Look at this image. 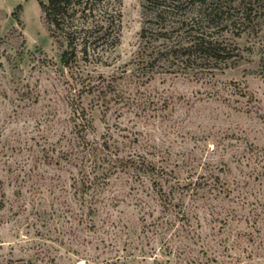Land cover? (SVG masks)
Returning <instances> with one entry per match:
<instances>
[{
  "label": "rangeland",
  "instance_id": "374dc122",
  "mask_svg": "<svg viewBox=\"0 0 264 264\" xmlns=\"http://www.w3.org/2000/svg\"><path fill=\"white\" fill-rule=\"evenodd\" d=\"M47 1L0 0V264H264V15L227 62L144 65L147 1L109 0L89 85Z\"/></svg>",
  "mask_w": 264,
  "mask_h": 264
},
{
  "label": "trees",
  "instance_id": "16d2710c",
  "mask_svg": "<svg viewBox=\"0 0 264 264\" xmlns=\"http://www.w3.org/2000/svg\"><path fill=\"white\" fill-rule=\"evenodd\" d=\"M109 0H48L42 2L46 20L52 26L54 33L63 36L67 43L61 55L64 67L74 68L77 78L90 80L85 70L79 65L83 60L86 65L104 63V56L118 46V37L108 40L107 35L97 36L100 32L96 22L98 12L109 15ZM146 11L152 13V19L146 24L156 25L158 30L147 26L142 29L141 38L151 39L147 35H156L163 39L160 49L147 43L141 64L152 65L153 62H169L171 66L182 65L191 68L194 65L209 66L210 63H224L235 57V48L219 40L225 33L239 37L244 32L254 30L264 15V0H146ZM110 17H112L110 15ZM115 20V19H114ZM115 21H112L113 24ZM110 23V26L112 25ZM103 27V26H101ZM113 27V25H112ZM154 33V34H153ZM103 41V42H102ZM108 45L101 54L98 46ZM82 46V48H80ZM103 51V50H102ZM82 54V56L80 55ZM73 66V67H72ZM88 85V86H89ZM82 121V130L88 124L84 109L76 111ZM99 160L98 154L94 155ZM135 161L133 157L129 158ZM142 160V161H141ZM141 161V162H140ZM116 164L127 165L128 161L117 158ZM141 166L138 165L139 163ZM144 158L135 161V168L148 167L144 172L155 169L153 164Z\"/></svg>",
  "mask_w": 264,
  "mask_h": 264
}]
</instances>
